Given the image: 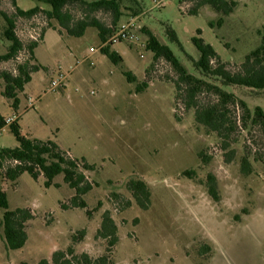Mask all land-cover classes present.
<instances>
[{
  "label": "rangeland",
  "instance_id": "1",
  "mask_svg": "<svg viewBox=\"0 0 264 264\" xmlns=\"http://www.w3.org/2000/svg\"><path fill=\"white\" fill-rule=\"evenodd\" d=\"M47 1L18 0L23 10L41 9L32 19H17L19 38L25 39L28 30L39 23H47L44 39L35 49L42 68L32 74L31 82L19 94L18 109L3 95L5 83L0 79V114L19 115L18 125L24 136L53 141L70 157L95 166L94 171L82 169L93 190L83 197L88 209L65 210L61 203L68 202L75 191L66 184L63 174L55 178L57 186L48 188L44 176L35 180L23 173L13 182L3 175L9 164L3 171L0 168V188L7 195L9 209H30L34 216L27 223V242L19 250L8 248L0 226V264L51 260L56 251L72 245L73 235L82 230L86 236L75 245L76 252L93 258L103 256L108 241L98 238L97 232L105 212H110L118 226L114 264H264L262 130L250 123L245 128L240 120L242 110L231 105L230 117L237 121V128L230 136L231 147L225 150L223 138L196 120L198 109L218 103L213 92L198 95V108L186 109L183 102L177 107L178 75L171 66L165 77H152L153 54L127 42L113 45L123 57V62L113 63L100 49L96 28H88L82 37H71L56 20L48 19L46 12L51 6ZM136 1L139 5L134 0H119L120 22L138 18L143 29L169 46L189 73L235 94L251 111L256 107L264 110V91L225 86L221 79L198 70L194 61L201 54L193 43L201 31L200 37L215 49L228 70L238 72L246 56L262 43L264 0H235L238 8L224 18L221 27L217 26L221 15L210 6L190 15L194 2ZM0 10L16 13L10 0H3ZM66 11L75 21L95 18L112 28V12L90 14L79 3L70 4ZM168 26L177 33L183 50L169 39ZM5 27L0 18V55L10 46L3 35ZM91 48L98 51L91 53ZM18 65L16 59L0 63V74H16ZM124 72L132 73L138 82L130 83ZM61 74L67 76L65 87L50 92L52 80ZM147 79V90L137 93V85ZM186 87H181L185 99ZM31 101L35 103L33 108H29ZM18 146L10 126L0 129V150ZM245 155L252 166L249 175L242 172ZM185 171L194 174L185 176ZM209 175L217 180L219 202L208 193ZM133 180H142L149 187L146 208L129 189ZM87 210L92 211L91 217ZM3 216L0 207V224Z\"/></svg>",
  "mask_w": 264,
  "mask_h": 264
},
{
  "label": "trees",
  "instance_id": "2",
  "mask_svg": "<svg viewBox=\"0 0 264 264\" xmlns=\"http://www.w3.org/2000/svg\"><path fill=\"white\" fill-rule=\"evenodd\" d=\"M3 0H0V6ZM16 10L14 15H10L0 10V18L6 24L4 30V38L10 42V46L5 54L0 55V63L15 60L19 54L28 48L30 58L24 64L18 65L16 74L12 72H2L0 79L5 83L3 95L12 101V107L18 109L20 105L19 94L24 92L25 86L32 80V74L38 72L42 66L38 64L35 57V49L38 43L25 46L16 33L17 19H32L41 12L39 7L30 10H23L18 6V0H10ZM138 5V1L134 0ZM190 1L196 3L195 7L189 11L190 15H198L199 10L204 6H210L221 16L217 22V26L224 24V18L232 14L239 6V2L235 0H182V3ZM51 11L46 12L48 19L56 20L60 27L63 28L71 37H82L88 28H96L99 31L101 42H106L117 31L121 23V12L119 0H98L94 2H86L84 0H48ZM72 3H79L88 13L94 14L98 11L112 12L114 15L112 28L107 27L95 18L82 19L75 21L70 11H66V7ZM210 26L215 27V23L211 22ZM167 35L169 39L177 43L181 49L183 47L178 39L177 33L167 27ZM147 39V51L154 56V62L160 58L165 59L178 75L175 82L176 86V106L180 102L185 103L187 108H198L197 97L199 94L208 91L213 92L218 97V103L204 107L196 111V120L199 124L206 127L209 131L215 132L219 137L223 138V148L228 150L230 145V136L237 128V121H233L230 117V106H237L242 110L243 115L240 117L243 126L246 128L248 124L253 127H259L264 134V110L256 107L251 111L247 103L240 100L235 94L224 91L219 86L213 85L200 79L180 63L174 52L167 45L162 44L156 36L148 29H142ZM198 36L193 39V43L199 50L201 57L198 61H194L195 67L202 71L206 76H213L222 80L225 86H240L255 90L264 91V30L261 32V45L248 54L245 61L241 64L238 72H231L227 68V64L221 60L215 49L207 44ZM44 39V37H43ZM110 44L102 48V53L107 56L113 63L119 64L123 62V57L113 50ZM35 62L37 64H35ZM216 62V65L214 63ZM130 83H136L137 78L130 72H124ZM186 85L187 96L183 98L181 94L182 85ZM149 87V80H145L137 85V93H142ZM184 99V100H183ZM176 112V111H175ZM5 127V117L0 114V129ZM13 134L16 137L19 146L11 148H3L0 150V168L3 171L6 164H9L4 171V177L7 180L16 182L23 173H29L32 178L38 180L41 176L46 179V187L57 186L54 180L57 176L63 174L64 181L75 191V195L66 203H61V207L65 210L72 208L88 209L86 201L83 197L93 190V184L90 183L83 170L94 171L95 166L85 161H78L64 151L53 141L42 142L31 139L21 133L18 121L10 125ZM234 152L232 151V154ZM205 162L207 159L203 153L200 154ZM232 159V156L229 160ZM264 161V160H263ZM229 162V161H228ZM242 172L245 175L252 173V166L248 155L242 160ZM193 171H185V176H192ZM208 193L215 202L220 201L217 180L214 176H208ZM129 189L133 192L138 203L146 208L151 196L148 185L142 181H131ZM0 207L4 210L3 222L0 224L4 228V237L10 250H19L23 248L27 242L28 236L26 232L27 223L33 219V213L30 209H17L11 211L9 209V201L6 193L0 188ZM87 214L91 217L92 211L87 210ZM86 231L82 230L73 235V244L65 251H56L51 260H41L38 264H114L112 259L113 249L119 242L118 226L111 216L110 212L103 214L101 227L97 232V237L108 241L106 254L98 258H93L88 253L78 254L75 245L82 243L85 239ZM29 264V263H22Z\"/></svg>",
  "mask_w": 264,
  "mask_h": 264
},
{
  "label": "built area",
  "instance_id": "3",
  "mask_svg": "<svg viewBox=\"0 0 264 264\" xmlns=\"http://www.w3.org/2000/svg\"><path fill=\"white\" fill-rule=\"evenodd\" d=\"M47 27V23H39L37 26L32 27L28 30V33L25 36V39H21L22 42H26L28 45H31L33 43H40L43 40V37L45 35V29ZM143 27L139 24L138 18H130L128 21L123 22L118 27L115 34L110 37L106 42H101L100 49L110 45V44H116V43H132L136 45H141L142 48H147V41L143 40V33H142ZM25 40V41H24ZM97 48H91V53L97 52ZM30 58V52L27 47L19 54V56L16 58L17 62L20 64H24L26 60H29ZM142 58L144 56L142 55ZM164 68V69H163ZM168 70H170L169 63L163 59L160 58L155 61L152 77H165L168 73ZM67 81V76L61 74L57 79L52 80L50 92H55L61 88L65 87V82ZM94 94V92H92ZM34 102H30L29 108L34 107ZM19 120V115L14 114L8 117H5V126H10L14 124L16 121Z\"/></svg>",
  "mask_w": 264,
  "mask_h": 264
},
{
  "label": "crops",
  "instance_id": "4",
  "mask_svg": "<svg viewBox=\"0 0 264 264\" xmlns=\"http://www.w3.org/2000/svg\"><path fill=\"white\" fill-rule=\"evenodd\" d=\"M25 11H27V10H25Z\"/></svg>",
  "mask_w": 264,
  "mask_h": 264
}]
</instances>
